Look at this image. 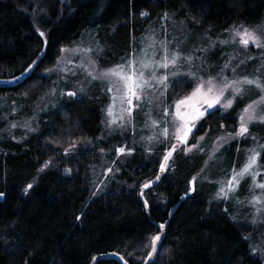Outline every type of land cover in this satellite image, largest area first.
Wrapping results in <instances>:
<instances>
[{
	"label": "trees",
	"instance_id": "trees-1",
	"mask_svg": "<svg viewBox=\"0 0 264 264\" xmlns=\"http://www.w3.org/2000/svg\"><path fill=\"white\" fill-rule=\"evenodd\" d=\"M236 25L264 26V0H0V264H142L134 257L146 258L150 249L141 245L159 233L156 264H264L261 251H251L264 239V211L253 223L245 196L252 191L248 179L241 180L237 197H216L218 181L241 163L238 139L211 160L208 150L177 151L160 174L167 146L145 145L141 136L146 132L140 129L133 135L137 142L128 145L131 154L116 159L115 174L97 190L94 165L102 162V150L112 160L126 138L106 133L105 97L92 87L73 98L59 91L42 102L54 78L45 69L55 64L61 47L86 33L96 35L102 64L126 61L133 49L145 46L146 36L154 35L190 50L193 61L199 66L203 61L214 74L237 46L219 41L208 46L206 36H227ZM37 57L38 65L21 77ZM252 57L240 70L264 79V49ZM178 79L182 82L167 93L169 102L195 85L187 76ZM71 82L62 85L64 92L72 89ZM249 88L232 108L199 122L207 147L220 133L238 129L242 109L259 94ZM28 117L34 131L8 126ZM147 120L141 115L137 121L144 125ZM250 131L264 134V122H253ZM260 159L264 163V151ZM159 174V181L143 187ZM29 183L33 187L25 194Z\"/></svg>",
	"mask_w": 264,
	"mask_h": 264
},
{
	"label": "snow or ice",
	"instance_id": "snow-or-ice-1",
	"mask_svg": "<svg viewBox=\"0 0 264 264\" xmlns=\"http://www.w3.org/2000/svg\"><path fill=\"white\" fill-rule=\"evenodd\" d=\"M141 15L146 16L147 13H142ZM165 18L167 14L165 13ZM40 37H44V32L40 31L39 28L36 29ZM231 39L223 40L221 43L230 44L238 43L242 49H247L251 43L254 47L258 49H264V33L257 31L256 29H250L243 25L233 26L231 29ZM145 39L148 43L140 48L139 50L133 49L129 58L124 63L116 64L109 68H100L96 59L88 55L89 53L95 51L91 46L87 47H76V48H61V56L57 58V65H63L59 68H49L45 69L46 73L60 72L66 75L68 71L67 65L72 63L70 57H66L64 54L72 53L81 57V63L77 67L82 68L85 73V78H90V81H102L107 83L106 91L111 94V103L106 108V114L108 120L106 121V127L109 129V133L113 131V126L117 125L120 128L125 127V121L130 120L132 116V111L134 107L138 106V103L134 105V100L136 102H141L147 100L150 104H154L159 119H154L149 114V119H151L150 127L153 129L151 135L147 137H141V139H146L150 144L155 142L157 144L164 143L168 146V150L163 156V162L160 163V172L163 173L168 167V162L171 159L173 153L177 151L179 145H184L185 153L191 152L194 149L201 152L204 149L200 145V141L205 139L204 136L199 137L197 143L191 144L189 146V137L194 134V129L197 128L198 122L204 119L206 116H214L220 109L232 108L233 103L237 97L243 99L245 95V86L255 87L260 93L259 98L248 103L241 111L239 115V127L233 132H222L214 142L213 155L209 156V160L213 159L216 152L220 150L225 144L230 143L232 140L245 137L249 133V125L253 122H264V79L256 75L253 77L249 76H239L237 69L241 64L246 63V59H241L236 67H232V61L235 57H230L229 60L222 66L220 72L216 76L208 74L207 76L200 75L199 73L203 71V61H201L200 66L193 64V56H182L178 49L170 50L166 40L157 41L155 36H146ZM143 43V41H142ZM47 45V40L44 41ZM159 44V59H157L158 50L156 45ZM212 46H215L213 44ZM151 49V53L149 50ZM199 51H207L206 49H201ZM264 58V57H262ZM247 59H253V57H247ZM40 57L32 62L21 73V77L28 75L34 67L38 65ZM185 62L191 68H196V71L189 70L186 73H181L179 68L181 67V62ZM165 70L163 73L160 70ZM230 70L232 73V78L229 79L225 75V70ZM259 71V70H257ZM65 75H61V79H65ZM72 75H76L75 71H72ZM187 76L195 81V86L190 94L185 95L182 99L176 98L173 100L171 105L164 102V97L167 94L169 88V80H175L171 86L176 87L182 81L178 77ZM17 77L16 79H20ZM187 82V81H183ZM80 92L84 91L83 82L80 84ZM230 93V95H226ZM52 95H55V88L52 90ZM62 96L67 95L69 98L77 96V91L64 92L61 90ZM219 106V107H217ZM174 107L175 111L172 112L170 109ZM118 108V112H114V109ZM221 118H224L223 114ZM118 121L120 122L118 124ZM149 125L146 124V127ZM11 127H16L15 124ZM220 128L223 129L224 125L221 124ZM159 129V131H155ZM171 129V131H170ZM34 131V129H29ZM162 138V139H161ZM253 140L256 138L253 137ZM175 140L176 143L169 142ZM75 145H73L74 147ZM151 151V148L148 149ZM68 150H65L67 154ZM103 151V150H102ZM261 151H264V145H258L248 150L246 154V160L240 167L239 171L233 167L231 171L230 178L225 182H220V187L216 193V197L224 200L230 198V193H234L238 190L241 180L246 176L251 177V189L261 190V195H253L251 200L248 201L250 205L255 207L256 214L262 212V207L264 206V181H258V177L262 175L260 169L261 165L259 163ZM118 155H130L132 149H125V147H118L116 149ZM51 161L46 162L40 171L47 168ZM115 163V162H113ZM207 161L205 164L207 165ZM66 173H70V169L65 170ZM111 172L112 169L107 170ZM118 171V169H117ZM202 172L204 169L201 170ZM160 177L157 176L156 180L159 181ZM197 177H193L189 182L192 187L190 191H194V182ZM33 184L29 183L24 189V193L32 189ZM144 188H148L149 184L145 183ZM96 193L94 192L93 195ZM142 195V193H141ZM4 197V193L0 192V198ZM237 203H242L237 200ZM145 208H148V202L145 201ZM80 217H77L79 220ZM256 219H253V223H256ZM164 225H160L162 229ZM248 240L250 237H245ZM161 241V235L157 234L148 238V243L141 245L142 248H149L146 258L134 257L137 260H142V264H156L157 257L159 256L158 242ZM252 253L255 254L257 251H264L259 249L258 246L251 249ZM116 255V253H112ZM129 256H134V253H128ZM121 261H124L123 256L118 257ZM124 264H127L124 261Z\"/></svg>",
	"mask_w": 264,
	"mask_h": 264
},
{
	"label": "rangeland",
	"instance_id": "rangeland-1",
	"mask_svg": "<svg viewBox=\"0 0 264 264\" xmlns=\"http://www.w3.org/2000/svg\"><path fill=\"white\" fill-rule=\"evenodd\" d=\"M236 26H240V25H236ZM243 26H245V25H243ZM245 27H248L250 29H256L257 31H259L261 33H264V26H258V27L245 26ZM231 29H230V31H229V33H228L227 36L223 35L222 37H216L213 40H210L206 36V39H207L206 43H208V46H210V45H212L213 43H215L217 41H219L221 43V41H223V40H230L231 39V35H230ZM95 37H96V35L94 33H86L84 35V37L81 38L78 42H76L74 44H71V45L63 46L61 48H69V49H72V48H76L78 46L79 47L91 46L93 49H95V51L89 53L88 55H90L91 57H93L94 59H96V61L98 62V65H99L100 68H109V67H112V66L116 65V64H109V65L102 64L99 61L98 54H100V52L97 51V50H99L98 49L99 48V46H98L99 45V43H98L99 41L96 40ZM160 39H162V38L160 37ZM165 39H166L167 42H169L168 43V47H169L170 50L178 49L180 51V53L182 54V56H191V54L189 53L190 50H187V51L184 52L182 49H180V46H178V44H177V47H175V43L176 42H174V40L169 39L167 37ZM157 41H160V40H157ZM221 44H223V43H221ZM235 45L237 46V49L235 51H233L232 54L229 56V58L230 57H235V59L232 61V65H231L232 67H236V65L239 63V61L241 59H246L247 60V57H249V56L252 57L253 55H255L256 54V49H258L256 47H254L251 43L249 44V46H248V48L246 50L245 49H242V47L238 43H235ZM156 48L158 50V55H157L156 58L159 59V54H160V52H159V44L156 45ZM149 53H151V49L149 50ZM61 55L62 54H61V51H60V54H59L58 57H60ZM64 55L66 57H70L72 63H70V64L67 65L68 71L66 72V75L65 74H62V73H60L58 71L52 72V73H47V74H49V75H51V76L54 77L53 78V84H52L51 89L48 91V93L43 96L42 102H45V101L51 99L59 91L61 92V90L64 87H66V86H64V87L62 86V85L65 84V81L66 80L68 81L69 79H72V82H71L72 89L69 90V91L75 90V91H77V94L79 93L78 91H79V88H80V84H81V82H83L84 91H86V90H88V89H90V88L93 87V89H96V91H98L99 94H101V95H103L105 97V100L106 101H105V104L103 106V114H104V116H103V123H104V129H105L106 133L107 134H110V133H113V132H119L123 137L124 136L126 137L125 140L122 142L121 145H118V146L115 147L116 149L118 147H125L126 151H127V149H131V148H128V145L129 146H132L133 144H135L137 142V138H134L133 135H135V133L139 132L140 129H141V131H145L146 132V134L145 133H144V135L142 134L143 137H147V136H149V135L152 134L153 129L150 127L151 122H147V121H149V114H151V117L154 118V119H159V115H158V112H157V109H156L155 105L154 104H150L147 100H143L141 102H136L134 100V102H133L134 105H136L138 103V106L133 108L131 119L125 121V127L124 128H120L117 125H114L113 126V129L114 130L109 133V129L106 127V121L108 120V117H107V114H106V108L111 103V94L106 91L107 83L106 82H102V81L92 82V81H90V78H87L86 79L85 78V73L83 72V69L77 67V65H79L81 63V57L78 56V55H74L72 53H66ZM229 58L226 60V62L229 60ZM124 62H126V61H124ZM124 62H122V63H124ZM193 64L196 65L197 67L199 66V65H197L196 61H193ZM62 66L63 65H57V60H56L55 64L53 66H51L50 68H54V67L59 68V67H62ZM241 67H242V64L237 69V73H238L239 76H241V77L242 76H249V77L255 76L254 74L252 76L245 75L244 72H243V70H240ZM189 70L196 71L197 69L196 68H191L190 69V66L187 63H185V62L182 61L181 62V67L179 68V71L181 73H186ZM72 71H75L76 72V75H72ZM164 71L165 70H163V69L160 70L161 73H163ZM219 72L220 71H218V72H216L214 74H211V75L212 76H216ZM208 73L209 72L207 71L206 66H204L203 67V71L200 72L199 74L200 75L207 76ZM61 75H65V79H61ZM225 75L229 79L232 78V73L230 72V70H227L226 69L225 70ZM188 78H190V77H188ZM172 82H173V80L170 79L169 80V85H170L169 88L171 87ZM54 88H55V95H52L51 93H52V90ZM169 88H168V91H169ZM247 88L248 89H251L248 86H245L244 91H246ZM192 90H193V88L191 90H189L187 93H185L184 95L180 96L179 98L182 99L185 95L190 94L192 92ZM168 91H167V93H168ZM226 95H230V93H226ZM259 95H260V93L255 98H253L250 102H248V103H251L253 100L258 99L259 98ZM167 97L168 96L166 94V96L164 97V102L166 104H168V105H171L173 103V101L169 102L167 100ZM217 107H219V106H217ZM170 111L174 112L175 111L174 107L172 109H170ZM14 112L15 113L18 112V107L14 110ZM114 112H118V108L117 109H114ZM136 114L138 115L137 117H136ZM141 115L148 117V120L146 121V123L144 125H142L143 123H140L139 121H137V120H139V118L141 117ZM150 121H151V119H150ZM199 122H198L197 128L194 131V134L189 137L188 144H189V146L191 144H195V143H197L199 137L204 136L205 139L203 141H200V145H201V147L204 150H208L209 151V156H212L213 155V146H214V142L216 141V139L213 140V141H211L213 143H211L210 146L208 145V147H207V144H208L207 141H206V134H207V132H198L199 131ZM119 123L120 122L118 121V124ZM13 124H15L16 127H11V125H13ZM146 124L149 125V126L146 127ZM32 125H33V119L30 120V117H28V118H22V119H20L18 121H10L8 126L11 127L12 129H16V130L18 129L17 131H25V130H29ZM250 125L248 126L249 127V133L246 134L245 137L238 138L239 144L240 145H243V148L241 146V149H242V153H241V157L242 158L240 160L241 163L239 164L238 167H235L234 164H233V166L228 170L229 173H228L227 178L218 181V183H217L218 184V189L220 187V182H225L227 179L230 178L231 171H232L233 167H235L236 170L239 171L240 167L243 165V163L246 160V154H247V152H248L249 149H251L253 147H257L258 145H264V134H260L257 131L256 132L250 131ZM155 131H159V129H156ZM170 131H171V129H170ZM126 133L128 134V136H126ZM11 136H12V134H11ZM253 137H255L256 139L253 140L252 139ZM14 139L17 140V139H19V137H15L14 136ZM192 139H193V142H191ZM143 143L145 145L149 146V145H151V144H153L155 142H153V143L150 144L146 139H143ZM171 143H176V141L175 140H171L169 142V145ZM184 147H185L184 145H179L178 148H177V151H184L183 150ZM101 150H102V148H101ZM167 150H168V146H167V148H166V150L164 152V155H165V153H166ZM194 150H196V149H194ZM177 151H175L173 153L171 159L168 162V166L170 165L171 160H172L174 154ZM109 152H110V150H109ZM107 153H108V151H104L103 150V155H102L103 160H102V162L99 163V164H95L94 165L95 166V169H94V174L93 175L95 176L94 182H95V186H96V189L97 190L103 189L108 184V182L111 179V176H113L115 174V171H116V169L114 168L115 164L113 162L116 163V159L118 157L124 155V154L118 155L117 152H116L115 157H113L112 160H110V159L108 160L107 159ZM261 154H262V151H261ZM162 162H163V158H162L161 163ZM259 163L261 165L260 171H261L262 175L260 177H258V181H264V163H263V161H261V159L259 160ZM212 167H210V168H212ZM109 168L112 169L111 172H108L107 171ZM160 174H161V172H160ZM160 174L158 175L159 177H160ZM244 179H248V182L247 183H248V185L251 188V177L246 176ZM156 181L157 180L155 178V179L149 181L148 184L151 185L152 183H154ZM229 195H230V198H232V196L233 197H237L238 196L237 192L230 193ZM253 195H257V196L261 195V190L255 189L254 191H248L247 190L245 192V196L247 197V200L248 201L251 200V198H252ZM250 206L252 207V208L251 207H249V208L252 210L253 219L255 218L256 220H258L259 216L261 215V213L264 210H262V212L260 214H256L255 207H253L252 205H250ZM235 207H238V206H235ZM261 207H262V209H264V206H261ZM238 209H239V212L242 211L239 207H238ZM238 209H237V211H238ZM245 213H247V212H245ZM159 234L162 237V233H159ZM260 238L262 239V242L259 245V249L264 250V239L262 237H260ZM158 244H159V242H158ZM261 253L264 255V251H261Z\"/></svg>",
	"mask_w": 264,
	"mask_h": 264
},
{
	"label": "water",
	"instance_id": "water-1",
	"mask_svg": "<svg viewBox=\"0 0 264 264\" xmlns=\"http://www.w3.org/2000/svg\"><path fill=\"white\" fill-rule=\"evenodd\" d=\"M194 131H195V129H194ZM191 186H192V185H191ZM182 198H184V196H183Z\"/></svg>",
	"mask_w": 264,
	"mask_h": 264
}]
</instances>
